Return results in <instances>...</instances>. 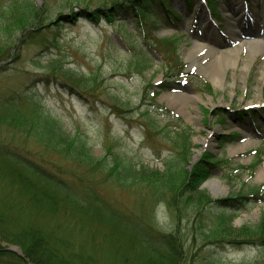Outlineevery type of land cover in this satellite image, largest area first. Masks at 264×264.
<instances>
[{
	"label": "rangeland",
	"instance_id": "obj_1",
	"mask_svg": "<svg viewBox=\"0 0 264 264\" xmlns=\"http://www.w3.org/2000/svg\"><path fill=\"white\" fill-rule=\"evenodd\" d=\"M113 1L92 0L82 7L111 8ZM4 2L0 0V6ZM33 2L42 15L12 33L0 62V104L4 98L27 96L56 117L67 134L82 133L95 157H105L110 146L137 165L161 172L166 159L179 153L177 133L189 130L185 170L190 173L206 154L223 161L222 170L214 171L201 186L205 197L199 206L173 200L174 193L182 192L181 182H172L173 188H145L118 184L107 178V171L103 175L92 171L86 172V185L125 216L172 236L179 248L184 244L182 264H264V229L256 230L264 219V43L253 44L258 37L250 33L264 30V0H168L167 10L162 7L164 22L159 21L154 34L149 22L132 17L113 24L104 18L99 24L74 19L77 0ZM18 15L4 12L0 19L10 30ZM59 15L68 19L58 21ZM243 43L241 53L234 55ZM197 45L206 48L189 60ZM144 53L147 68L142 70L139 55ZM52 59H62L78 77L92 78V87L82 92L71 85L62 88L56 80L47 82ZM221 63L222 80L217 85L209 76ZM178 96L200 99L182 108L170 101ZM28 103L22 104L26 114L31 110ZM20 127L1 121L0 145L67 182L61 173L71 171V164L63 155L39 147ZM9 169L0 162V200L17 196L1 178ZM213 179L221 182L223 193L215 194L208 186ZM240 197L247 199L246 207L232 211ZM222 209L233 212L236 232L214 236ZM2 246L22 254L15 246Z\"/></svg>",
	"mask_w": 264,
	"mask_h": 264
},
{
	"label": "trees",
	"instance_id": "obj_2",
	"mask_svg": "<svg viewBox=\"0 0 264 264\" xmlns=\"http://www.w3.org/2000/svg\"><path fill=\"white\" fill-rule=\"evenodd\" d=\"M89 1L92 0H77L79 11L73 10L72 18H84L97 24L104 18L113 24L132 17L139 23L149 22L152 34L158 30L159 21L164 22L162 7L169 6L168 0H115L111 8L99 6L92 10L89 5L82 7ZM19 3L7 0L0 6V15L4 12H19L10 30L0 19V62L10 48L12 33L23 31L43 13L33 0ZM64 19L68 17L58 16V21ZM164 43L172 47L169 41ZM144 54L139 55L142 63L140 67L137 65L142 70L147 68V56ZM8 60L11 58L8 57ZM48 64L52 73L45 78L47 82L56 80L61 82L62 88L67 89L71 85L79 90L82 88V92L92 87V78L76 76V73L65 67L62 59H52ZM20 100L29 102L30 113L23 111ZM0 112L3 114L0 115V123L5 121L8 126L19 124L21 132L29 134L39 147L63 155L71 164V171L61 173L67 177L66 182L16 151L4 149L0 145V162L10 166L9 170L2 171L1 178L6 181L5 187L17 192V196L12 199L0 200V264H182L184 244L179 248L172 236L148 229L141 222L109 206L86 185L85 176L86 172L102 174L107 171V178L114 179L118 184L141 185L145 188H173L172 182H181L182 192H172L175 194L173 200L180 198L199 206L205 197L200 191L201 186L214 171L222 170L223 161L206 154L190 173L185 170L186 165L183 164L189 161V130L183 129L177 133L175 139L180 140L179 153L166 159L161 172L150 166L137 165L131 157L118 154L110 146L106 148L105 157H95L82 133L67 134L56 117L41 103L27 96L4 98ZM143 115L149 117L148 121L152 125L155 124L148 112ZM179 167L183 168L178 171ZM244 198L231 200L237 204L231 210L245 208L243 202H247V199L243 201ZM214 203L217 206L221 202ZM222 210L217 215L218 226L216 233L212 232L214 236L236 232L231 223L233 212ZM254 227L247 229L250 231ZM263 227L264 219L256 226V230ZM199 231L201 236L209 239L210 236L203 235L201 229ZM3 243L17 247L22 254L3 247ZM216 244L221 245L219 242Z\"/></svg>",
	"mask_w": 264,
	"mask_h": 264
},
{
	"label": "bare ground",
	"instance_id": "obj_3",
	"mask_svg": "<svg viewBox=\"0 0 264 264\" xmlns=\"http://www.w3.org/2000/svg\"><path fill=\"white\" fill-rule=\"evenodd\" d=\"M235 6H238L237 3H235ZM204 21H206V19H204ZM250 33H253V34H256L257 37H258V40L257 41H254L253 44H257V45H262L264 43V30L263 29H250ZM262 34V35H261ZM245 45V43L241 44L239 48L236 49V51L234 52V55H239L241 53V49L242 47ZM206 47H203L201 45H197L193 48L191 54H188V59H192V55L193 53L195 52H198V51H202V50H205ZM234 60V59H233ZM229 63H225L226 65H229L230 64V61H228ZM233 61H231V64H232ZM224 65V63H221L219 64V67L218 66H215L214 69H213V72L209 78L210 80H212L215 84H219L221 82L222 79L221 78V72H220V68ZM264 72V70H263ZM220 73V74H219ZM264 75V73H263ZM219 82V83H218ZM197 99H200L198 96L197 97H183V96H178V97H175V98H171L170 101H172L173 105H180L182 108H185L187 107V104L189 102H192V103H195L197 101ZM208 186L213 190V192L216 194V193H219V192H224L226 189H224L222 187V184L219 180L217 179H213L211 180L209 183H208Z\"/></svg>",
	"mask_w": 264,
	"mask_h": 264
},
{
	"label": "water",
	"instance_id": "obj_4",
	"mask_svg": "<svg viewBox=\"0 0 264 264\" xmlns=\"http://www.w3.org/2000/svg\"><path fill=\"white\" fill-rule=\"evenodd\" d=\"M17 253V252H16Z\"/></svg>",
	"mask_w": 264,
	"mask_h": 264
}]
</instances>
